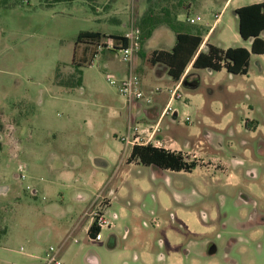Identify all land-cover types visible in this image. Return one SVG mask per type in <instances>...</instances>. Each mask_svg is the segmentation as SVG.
<instances>
[{
  "label": "rangeland",
  "instance_id": "rangeland-1",
  "mask_svg": "<svg viewBox=\"0 0 264 264\" xmlns=\"http://www.w3.org/2000/svg\"><path fill=\"white\" fill-rule=\"evenodd\" d=\"M19 1L0 9V264H45L47 249L60 246L62 264H264V144L255 143L264 134V100L249 93L264 56L251 57L244 77L185 72L183 78L200 79L201 86L194 93L180 89L183 99L171 104L177 116L161 123L163 138L182 148L187 135L198 136L204 125L220 130L234 111L259 127L239 137H227L229 130L222 137L201 133L188 140L193 151L184 154L189 161L198 157V170L155 176L150 168L126 166L130 148L120 138L132 122L155 123L168 102L164 91L176 84L163 68L150 76L155 67L148 61L151 50H168V41L147 42L145 69L136 72H145L142 83L149 87L143 90L153 102L135 107L107 81H119L115 69L126 67L119 53L109 54L106 67L90 46L76 45L80 32L122 33L123 21L136 23L150 8L156 14L168 9L181 21L201 17L190 29H204L203 36L218 18L210 43L247 47L233 11L264 0H96L95 12L83 0L50 8L41 0ZM73 59L82 65V86L69 91L55 83L70 81ZM213 86L220 96L209 94ZM205 93L211 111L223 113L230 95L239 97L236 109L214 122L203 112ZM152 105L158 107L144 118ZM94 159L107 167L94 166ZM102 176L113 178L103 194ZM103 200L110 203L103 213L112 227L102 228L103 239L95 242L87 236L89 210ZM186 218L197 223L181 221Z\"/></svg>",
  "mask_w": 264,
  "mask_h": 264
},
{
  "label": "trees",
  "instance_id": "trees-1",
  "mask_svg": "<svg viewBox=\"0 0 264 264\" xmlns=\"http://www.w3.org/2000/svg\"><path fill=\"white\" fill-rule=\"evenodd\" d=\"M46 8L53 7L58 3L72 2L76 0H41ZM87 2L90 9L95 12L96 0H83ZM181 0H179V3ZM20 4L19 0H0V8L4 9ZM182 5V3H181ZM179 5V6H181ZM187 10V6L183 5ZM238 19V34L243 41H251L250 49L244 47L220 49L214 45L206 44L205 50H200L203 43V30L198 28L193 32L190 26L177 20L176 15L164 9L163 13L156 14L152 9H147L136 22L140 30V49L138 54L142 59L148 57L141 53L142 46L151 38L154 30L164 25L175 35V43L170 50L153 51L148 59L152 66H161L167 75L175 83H178L184 76L187 68L191 66L194 70L207 69L212 72H219L225 69L228 74L244 76L248 73L251 55L264 54V2L243 6L235 10ZM112 40L114 43L113 53H117L120 47L127 45L126 40L121 35H111L106 37L98 32H80L76 38V45L90 46L93 49L92 56L98 54L97 45L104 40ZM90 64V63H89ZM81 63L73 59L70 81L66 83H55L66 90H74L82 86ZM59 70V69H58ZM57 78V77H56ZM186 80V78H184ZM183 79V81H184ZM197 81L190 82L193 86ZM128 163L136 162L145 167H155L172 172L191 173L197 167V162L189 161L180 152H174L163 148L151 146H134L131 148ZM95 221L88 229V237L93 239L100 232Z\"/></svg>",
  "mask_w": 264,
  "mask_h": 264
},
{
  "label": "crops",
  "instance_id": "crops-1",
  "mask_svg": "<svg viewBox=\"0 0 264 264\" xmlns=\"http://www.w3.org/2000/svg\"><path fill=\"white\" fill-rule=\"evenodd\" d=\"M264 2V1H263ZM261 3V2H260ZM238 8H240V7H238ZM238 8H235V10L236 9H238ZM0 9H2V8H0ZM235 10L233 11V15L236 17V15H235ZM180 15L177 17V20L178 21H180V22H183V23H185V25L188 27V26H190L186 21H181L180 20ZM197 17V16H196ZM236 19H237V17H236ZM186 20V19H185ZM219 21V19L217 18L216 19V21L212 24V26L209 28V30L207 31V33L206 34H204V36H203V43H202V45H201V47H200V50H202V51H204L205 50V45L206 44H211V45H214V44H212V43H210V32L212 31V29L214 28V25H215V23L216 22H218ZM121 26H122V28H123V32L122 33H119V34H114V33H109L108 35L109 36H111V35H123L124 34V32H125V29H126V27H127V23L126 22H122L121 24H120ZM237 26H238V19H237ZM238 28V27H237ZM203 30V32H204V29H202ZM213 33H214V30H213V32L211 33V35H213ZM239 35V34H238ZM108 37V36H107ZM240 37V36H239ZM154 38H161V39H166L167 41H168V45H169V48H168V50H170L172 47H173V45H174V43H175V35H174V33H172L171 32V30H169L168 28H166V27H161V28H157V29H155L154 30V32H153V34H152V36H151V38L149 39V40H154ZM262 38L264 39V34L262 35ZM240 39H241V37H240ZM148 40V41H149ZM242 40V39H241ZM147 41V42H148ZM243 41V40H242ZM147 42L142 46V48H141V53L142 54H144L145 56H147L146 54H147V51H148V49H147ZM243 42H245V43H247V47H244V48H246V49H250V45H251V41H243ZM221 44H219V45H214V46H216V47H218V48H220V49H223V50H225V49H227V48H234V47H231V46H227V45H225V44H223L222 42H220ZM85 49H86V47L85 46H83ZM157 50H160V49H157ZM162 50H165V49H162ZM153 51H156V49H154V50H151V52H153ZM113 54V52H111V51H108V50H104V51H102V52H100V53H98L95 57L96 58H105L107 61H106V67H110V59H109V54ZM252 56H255V57H260V58H262L263 56H264V54H261V55H251V57ZM251 57H250V60H251ZM142 58L140 57V55L138 54H136V55H134V57H133V59H132V61H131V63L129 64V65H126V67L125 68H123V69H115V74L119 77V79H122L127 73H128V71L131 69V70H133V72L140 78V80H141V84H142V87H143V89L144 90H147V88L149 87L148 85H149V82H148V85H147V83H146V85L144 86V84L142 83V78L144 77H146L145 76V72H144V75H143V73H141V76H139L138 74H137V72H136V70L138 69V68H142V69H145V67H144V63L145 62H142ZM146 60V59H145ZM152 66V65H151ZM153 67H155V69H153L152 71H149V73H150V76H151V74H152V72H154V71H156L157 69H162L163 67H161V66H152V68ZM249 67H250V62H249ZM164 69V68H163ZM165 70V69H164ZM188 70H194V69H192L191 68V66H189L188 68H187V70H186V73H187V71ZM202 70H207V69H202ZM196 71H199V70H195V73H196ZM209 72H212V71H210V70H208ZM222 72H225L227 75H229V76H233V77H244V76H247V74L246 75H244V76H236V75H231V74H228L227 72H226V70L225 69H222V70H220L219 72H217V73H222ZM248 72H249V68H248ZM155 73V72H154ZM196 75H197V73H196ZM157 76V75H156ZM163 76H167L170 80H171V78L167 75V73H166V71H165V73H164V75ZM198 77V76H197ZM146 79V78H145ZM181 79H184L183 77L181 78ZM195 81V80H194ZM197 81V84H198V87L196 88V89H194V90H190V89H187V88H184V89H186L187 91H189V92H191V93H194V92H196L199 88H200V86H201V81H200V79H198V80H196ZM180 82V81H179ZM179 82L178 83H175L176 85L175 86H177L178 84H179ZM253 85H251V89L249 90V93H251V94H254V95H256L260 100H264V68L261 66V65H259V74H258V76L257 77H255V80L253 81V83H252ZM216 85V84H215ZM174 86V87H175ZM214 87V86H213ZM173 88V87H172ZM181 88H183L182 86H181ZM180 88V89H181ZM219 88V91H223V88L222 87H218ZM169 88H167L165 91H164V93H165V95L167 96V99H168V94H167V90H168ZM171 89V88H170ZM208 92H209V94L210 95H214L215 94V97H216V95H221L220 93H217L216 92V88L214 87L213 89H209L208 90ZM159 93H161V90H160V92ZM217 93V94H216ZM218 96V97H219ZM219 98H222V97H219ZM211 96L209 97V96H207L206 95V93H205V103H204V108H203V112H204V114H206L207 116H209V117H211L212 118V120L214 121V122H217L220 118H221V116H222V114L223 113H225V112H229L230 110H232V112H233V110H235L236 108H234V104L236 103V102H238L237 100L239 99V97H236L235 95L233 96V95H230V97L229 98H227V101H226V103H224V104H222V107H223V113H221V114H219V113H215V112H213V111H211V108H210V101H211ZM208 100V101H207ZM132 107H135L134 105H132V104H130ZM220 106H221V104H220ZM158 106L157 105H152V106H149L145 111H144V118H146V119H148V118H150V117H152V114H153V112H154V110H155V108H157ZM246 107H247V110H252V106H251V104H246ZM161 112V111H160ZM232 115H233V118L232 119H230V116L229 117H227V120L225 121V123H224V125L223 126H221V129L220 130H218V129H216V128H214V127H211L210 125H204L203 127H202V129H201V133H204V134H208V131H212V133L216 136V137H222V136H224V134H225V131L226 130H229V133L227 134V137H239L240 136V134H241V130H243V131H245V132H256L257 130H258V127H259V123H258V121H256V120H242V118H240L239 116H237V114L235 113V111L232 113ZM158 118H159V115H158V117L156 118V121L158 120ZM235 120H237L236 121V124H235V127L234 128H232V127H230V125H231V123L233 122V121H235ZM155 121V122H156ZM163 121V120H162ZM162 121H161V123H162ZM189 122H186V124H188ZM238 123L240 124L239 125V128H238ZM242 126H243V129H242ZM164 129H162V126H161V132L159 133V135H158V138L163 142V144H164V147H163V149H166V150H170V151H174V152H180L184 157H185V153H187V154H190V151H193L191 148H190V143H188L189 141V139L191 140L192 138H197V137H199L200 135H201V133L198 135V136H189V135H187V138L185 139V140H183L182 141V145H183V147L181 148V142H180V144L179 145H177V144H175L173 141H171V140H169L168 138H167V140L165 139V138H163V136H161L162 135V133L163 134H165L164 133V131H163ZM240 131V133H238ZM219 132H221V133H219ZM167 137V136H166ZM256 138H258L257 139V141H256ZM255 138V143H256V146H258V145H260V144H264L263 142H264V134H258L257 135V137ZM169 140V141H168ZM130 151H131V149L129 150V154H130ZM249 152H250V150H249ZM128 157H129V155L127 156V158H126V160L128 159ZM192 157H194V159H196V160H194V161H196L197 162V167H196V169H194L193 171H195V170H198L199 169V167H200V165H199V159H198V157L196 156V155H193ZM186 158V157H185ZM95 160H102V159H94V161ZM126 160H125V164H126V166H129V165H134V166H143V165H140V164H138V163H136V162H132V163H128V161H127V163H126ZM94 161H93V164H94ZM104 163H105V166L104 167H107V164H106V162L104 161V160H102ZM94 166H96V165H94ZM96 167H98V166H96ZM143 167H145V166H143ZM99 168H103V167H99ZM145 168H150L153 172H154V174H155V176H157L156 174L159 172V171H161L162 172V176H164V173H184V174H191V173H185V172H172V171H169V170H162V169H158V168H155V167H152V166H150V167H145ZM116 176V175H115ZM161 176V175H160ZM115 178V177H114ZM112 176H110V177H108V178H106V180H105V178L102 176L101 177V179L98 181V183H97V185L98 186H100L101 187V192H102V194H103V192H105V190H107L110 186H111V182H112ZM139 189V188H138ZM139 191H140V194H143V191H141L140 189H139ZM99 198V197H98ZM125 201V200H124ZM95 202H96V200H95ZM93 203L92 205H91V207H90V210H89V214H90V217L91 216H93V213L94 212H102L103 213V211H104V208H106V207H109V205H110V203L108 204L107 202H106V200H103L102 201V205L100 206V204H101V202H99V203ZM107 209V208H106ZM164 211H168V210H166V209H163ZM179 219V218H178ZM180 220V219H179ZM182 222H189V224L190 225H192L193 224V222H196L197 223V218L195 219V220H193V219H191V218H186V220H181ZM92 222L93 221H91L90 220V223L88 224V226H87V236H88V229H89V227H90V225L92 224ZM82 223H83V220L80 222V224H79V227L82 225ZM188 230H190V227L188 228ZM191 231V230H190ZM192 232V231H191ZM89 238V237H88ZM75 243H77V241L75 240L74 241ZM101 242V241H100ZM115 246V244L113 243V242H111V245H110V247L111 248H113ZM173 246V245H172ZM63 248V247H62ZM61 251H62V249H61ZM61 251H60V255H59V257L61 256ZM171 253H173V252H171ZM60 260H61V258H60ZM62 262V261H61Z\"/></svg>",
  "mask_w": 264,
  "mask_h": 264
},
{
  "label": "built area",
  "instance_id": "built-area-1",
  "mask_svg": "<svg viewBox=\"0 0 264 264\" xmlns=\"http://www.w3.org/2000/svg\"><path fill=\"white\" fill-rule=\"evenodd\" d=\"M201 17L197 16L195 18L187 17L186 22L189 25H195L200 22ZM140 30L136 26V23L129 22L125 29L123 38L126 40L127 45L125 47H120L116 54L119 53V60L121 63L129 65L134 57V55L140 49ZM114 43L112 40H104L103 43L97 45L96 50L98 53L108 50L113 51ZM107 81L114 85L117 88V91L121 97H123L129 104L132 103H145L147 105H151L153 99L151 96H147L146 92L143 90L140 78L133 72V70H129L128 73L119 81H114L111 79H107ZM183 79L180 80L179 84L172 89H168L166 92L168 94V102L166 106L162 109V112L155 123H138L132 122L129 126L126 135L120 138V141L124 144L125 149L132 148L134 146H151L155 148H163V142L158 138L159 133L161 132V121L167 115H172L174 118L177 116V113L172 109V102L177 100H182L183 96L180 93V88L182 86ZM155 93H159L160 89L156 88ZM185 122H190L188 117H185ZM21 179L24 178L23 167H19ZM102 203L100 204V206ZM93 221H95L98 227H112V225L106 220L104 213L102 212H94L93 213ZM100 232H98L95 237L91 240L95 242L102 241L103 237ZM90 239V238H89ZM63 246L58 248L49 247L45 253L44 262L45 264H62L59 253Z\"/></svg>",
  "mask_w": 264,
  "mask_h": 264
},
{
  "label": "water",
  "instance_id": "water-1",
  "mask_svg": "<svg viewBox=\"0 0 264 264\" xmlns=\"http://www.w3.org/2000/svg\"><path fill=\"white\" fill-rule=\"evenodd\" d=\"M182 87L190 89V90H194L198 87V84L191 86L190 82H188L187 80L184 79V81L182 82ZM94 165H96L98 167H104L105 163L102 160H95ZM207 252L209 254H214L216 252V247L209 245L207 248Z\"/></svg>",
  "mask_w": 264,
  "mask_h": 264
},
{
  "label": "flooded vegetation",
  "instance_id": "flooded-vegetation-1",
  "mask_svg": "<svg viewBox=\"0 0 264 264\" xmlns=\"http://www.w3.org/2000/svg\"><path fill=\"white\" fill-rule=\"evenodd\" d=\"M264 219V218H263ZM209 246V245H208ZM208 248V247H207ZM206 251H207V249H206Z\"/></svg>",
  "mask_w": 264,
  "mask_h": 264
}]
</instances>
